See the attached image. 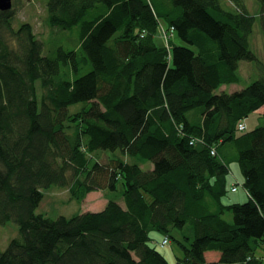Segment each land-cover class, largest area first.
Segmentation results:
<instances>
[{
	"label": "trees",
	"instance_id": "1",
	"mask_svg": "<svg viewBox=\"0 0 264 264\" xmlns=\"http://www.w3.org/2000/svg\"><path fill=\"white\" fill-rule=\"evenodd\" d=\"M227 1L44 0L45 41L0 10V224L18 227L0 264H170L157 248L169 237L175 264H264V124L238 127L264 105V62L249 47L256 16ZM159 23L174 28L166 45ZM240 61L258 77L218 91L239 81ZM227 142L243 202L224 201ZM97 150L112 156L95 160ZM118 181L124 205L36 212L45 188L81 203Z\"/></svg>",
	"mask_w": 264,
	"mask_h": 264
},
{
	"label": "rangeland",
	"instance_id": "2",
	"mask_svg": "<svg viewBox=\"0 0 264 264\" xmlns=\"http://www.w3.org/2000/svg\"><path fill=\"white\" fill-rule=\"evenodd\" d=\"M244 3L247 7L248 12L251 15L256 16V22L254 23L252 33L249 37V47L250 49L264 62V34L261 28L260 21V4L257 0H244ZM225 5L229 6L228 2H225ZM12 7L14 9V26H18L21 22L27 21L31 22L34 28V32L37 34L38 38L44 40L48 37L50 33V27L46 24V12L44 0H12ZM162 20L164 18H161ZM163 22H165L163 20ZM68 35H74L76 38L77 30L74 29L71 32H66ZM173 37V36H172ZM170 37L169 39H171ZM168 37H163L162 31L158 30L155 34V39L159 44L166 45ZM71 42H67L64 38L63 43L67 45H72V38L70 37ZM247 66V67H246ZM249 68V69H248ZM237 74L240 78L237 86L245 87L251 81L258 77V71L256 69V64L254 61H240ZM229 89V88H228ZM245 125V130H251L257 126L264 124V111L259 109L250 113L243 120ZM228 152V157L226 160L229 167V182L230 186L232 184L236 186L235 191H228L227 196L224 198V201L231 202H243L246 200V193L243 186V178L238 166V163L235 159L237 155L236 150L233 144L226 143ZM94 159L98 161H107L112 155L110 151L97 150L93 153ZM151 166L150 162H147L142 165L144 169H148ZM123 185L118 181L116 189L114 191L109 190H98L91 192V195H86L81 203L76 201H71L69 199V192L67 188H59L51 186L43 190L44 197L40 202L39 206L36 209L37 213H42L48 217L55 218L59 215L71 216L76 213L90 211H99L104 206V203L108 199H113L118 203L124 205V200L122 196ZM231 213L228 212L224 215V218L228 221H231ZM18 233L17 225L9 221L5 224H0V250H4L9 242V240L15 237ZM182 232L180 230L174 229L171 231L175 239L181 238ZM157 238L161 236L156 235ZM169 237V236H168ZM160 252L167 258L170 264H175V257L182 254L181 249L178 247L176 241L169 237V243L165 246H157ZM258 254L262 255L264 258V252L258 250ZM208 259H213V254L209 253L207 255Z\"/></svg>",
	"mask_w": 264,
	"mask_h": 264
},
{
	"label": "crops",
	"instance_id": "3",
	"mask_svg": "<svg viewBox=\"0 0 264 264\" xmlns=\"http://www.w3.org/2000/svg\"><path fill=\"white\" fill-rule=\"evenodd\" d=\"M224 1H225V2H228L230 6H233L231 2H229V1H227V0H224ZM227 6H228V5H227ZM239 65H240V62H239ZM246 67H247V66H246ZM238 68H239V66H238ZM248 69H249V68H248ZM239 80H240V78H239ZM238 82H239V81H238ZM238 82L221 85V86L218 88V91L232 92V91H234V90H237V89L242 88V87H239V85L237 86ZM228 88H229V89H228ZM259 109H263V111H264V105H262L260 108H258V109L255 110V111H258ZM92 192H94V191H92ZM88 194L91 195V192H89ZM88 194H87V195H88ZM105 204H106V202L104 203V206H105ZM104 206H103V207H104ZM103 207H102V208H103ZM261 251L264 252V250H261ZM209 253H212V254H213V259H212V260H216V259L218 258V254H216V252H212V251H210V252H206V253H205L206 257H207V255H208Z\"/></svg>",
	"mask_w": 264,
	"mask_h": 264
},
{
	"label": "built area",
	"instance_id": "4",
	"mask_svg": "<svg viewBox=\"0 0 264 264\" xmlns=\"http://www.w3.org/2000/svg\"><path fill=\"white\" fill-rule=\"evenodd\" d=\"M158 30H161L162 31L163 37H165V38L168 37L167 40L174 35V28H173V26L166 27L162 23H159L158 24ZM168 41L166 42V44H168ZM238 127L240 129H244L245 125H244L243 122H240L238 124ZM212 153H213V150H212ZM235 190H236V186L234 185V186L231 187V191H235ZM166 242H167V240L166 239H163L162 242H161V244L163 245Z\"/></svg>",
	"mask_w": 264,
	"mask_h": 264
},
{
	"label": "water",
	"instance_id": "5",
	"mask_svg": "<svg viewBox=\"0 0 264 264\" xmlns=\"http://www.w3.org/2000/svg\"><path fill=\"white\" fill-rule=\"evenodd\" d=\"M12 0H0V10L6 11L11 9Z\"/></svg>",
	"mask_w": 264,
	"mask_h": 264
},
{
	"label": "bare ground",
	"instance_id": "6",
	"mask_svg": "<svg viewBox=\"0 0 264 264\" xmlns=\"http://www.w3.org/2000/svg\"><path fill=\"white\" fill-rule=\"evenodd\" d=\"M231 187H232V186H231ZM161 239H162V237H161ZM157 241H161V240H158V239H157ZM155 242H156V241H155ZM163 245H164V244H163ZM163 245H162V246H163ZM159 246H160V245H159Z\"/></svg>",
	"mask_w": 264,
	"mask_h": 264
}]
</instances>
